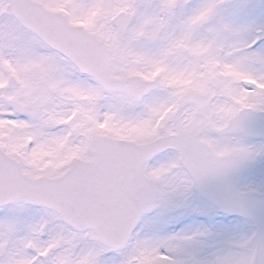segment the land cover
<instances>
[{"label":"snow or ice","instance_id":"6c2138e0","mask_svg":"<svg viewBox=\"0 0 264 264\" xmlns=\"http://www.w3.org/2000/svg\"><path fill=\"white\" fill-rule=\"evenodd\" d=\"M0 264H264V0H0Z\"/></svg>","mask_w":264,"mask_h":264}]
</instances>
